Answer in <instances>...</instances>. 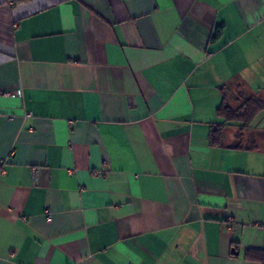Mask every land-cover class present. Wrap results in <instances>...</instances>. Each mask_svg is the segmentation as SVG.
<instances>
[{
  "label": "crops",
  "instance_id": "obj_1",
  "mask_svg": "<svg viewBox=\"0 0 264 264\" xmlns=\"http://www.w3.org/2000/svg\"><path fill=\"white\" fill-rule=\"evenodd\" d=\"M223 95L264 98V0H0V264H258L264 125L211 144Z\"/></svg>",
  "mask_w": 264,
  "mask_h": 264
},
{
  "label": "trees",
  "instance_id": "obj_2",
  "mask_svg": "<svg viewBox=\"0 0 264 264\" xmlns=\"http://www.w3.org/2000/svg\"><path fill=\"white\" fill-rule=\"evenodd\" d=\"M264 110V98L260 95H253L243 100L238 107H231L226 104L225 96H222L217 114L223 118L222 123L216 124L209 133L211 144L221 145L224 140L225 123L237 125L239 131L235 134L236 138L241 137L243 130L251 125L253 117L258 111ZM243 258L249 262L264 264V244L261 247H248L243 251Z\"/></svg>",
  "mask_w": 264,
  "mask_h": 264
},
{
  "label": "built area",
  "instance_id": "obj_3",
  "mask_svg": "<svg viewBox=\"0 0 264 264\" xmlns=\"http://www.w3.org/2000/svg\"><path fill=\"white\" fill-rule=\"evenodd\" d=\"M14 0H8V3H13ZM27 115H29V113H27ZM37 170L38 168L37 167H32V177L35 179L36 176H37ZM94 174H97L98 172L97 171H94L93 172ZM44 217H45V220L47 222H50L51 221V212H50V209L49 208H45L44 209ZM230 228L232 230L235 229V226L233 224L230 225Z\"/></svg>",
  "mask_w": 264,
  "mask_h": 264
},
{
  "label": "rangeland",
  "instance_id": "obj_4",
  "mask_svg": "<svg viewBox=\"0 0 264 264\" xmlns=\"http://www.w3.org/2000/svg\"><path fill=\"white\" fill-rule=\"evenodd\" d=\"M253 96V95H252ZM257 96V95H256ZM221 119H219L220 121ZM251 124H255L257 126L264 125V110L258 111V113L253 117ZM229 127V126H228ZM229 132V129L227 130ZM242 134V133H241Z\"/></svg>",
  "mask_w": 264,
  "mask_h": 264
}]
</instances>
